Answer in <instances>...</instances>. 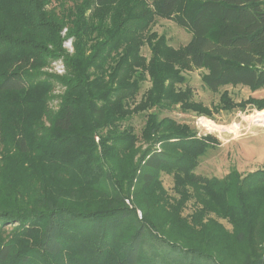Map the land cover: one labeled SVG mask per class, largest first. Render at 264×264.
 <instances>
[{
    "label": "trees",
    "instance_id": "16d2710c",
    "mask_svg": "<svg viewBox=\"0 0 264 264\" xmlns=\"http://www.w3.org/2000/svg\"><path fill=\"white\" fill-rule=\"evenodd\" d=\"M182 1L0 0V264H264V166L197 175L217 141L161 116L164 100L211 116L174 77L190 68L212 92L264 87V3L197 0L174 16ZM153 15L191 35L181 53L147 42ZM59 58L63 75L43 73ZM220 98L216 112L264 108ZM139 114L137 133L124 123Z\"/></svg>",
    "mask_w": 264,
    "mask_h": 264
},
{
    "label": "rangeland",
    "instance_id": "374dc122",
    "mask_svg": "<svg viewBox=\"0 0 264 264\" xmlns=\"http://www.w3.org/2000/svg\"><path fill=\"white\" fill-rule=\"evenodd\" d=\"M146 1L150 9L153 10V0ZM196 4L197 0H184L173 15H187ZM141 13L139 15L140 18L148 19L151 12L146 17L143 16V11ZM172 16L164 18L153 15L148 23L150 24V29L145 33L147 42L159 43L161 56L165 52V47L171 51L181 53V50L191 38L188 31L180 27ZM144 23L146 22L141 20V24ZM61 36H65V31L61 32ZM63 47L68 53L73 52V43L69 39L64 41ZM141 53L147 59L150 57V49L147 44L141 48ZM42 71L48 75L61 76L65 72V65L61 58L55 59ZM204 73L205 70L190 68L177 72L174 77L176 79H184L181 91L190 94L191 104L201 105L209 109L211 116L198 114L192 108L182 110L179 104L173 105L169 100L162 102V108L165 110L161 111V116H167L180 124H187L194 129L198 138L210 136L217 141L216 146L208 150L205 156L200 158L199 164L194 170L195 174L207 178L223 179L232 170L245 175L262 168L264 166V112H262L264 108L258 109L254 105L246 104L245 107L235 108L232 111L219 110L216 112L215 107L221 104L220 97L225 90H227L230 100L239 104L251 97L256 99L264 98V87L252 92L246 86H225L217 92H212L201 81V76ZM149 78L150 76L147 75V80L142 83L137 100L150 87ZM164 82L167 87L172 84L171 80L168 79ZM60 90L57 85L51 95L54 97L58 96L61 94ZM49 103L51 107L56 108L58 100L53 98ZM144 119L145 117L142 114L133 115L124 125L132 126L139 133ZM160 179L163 188L169 194H173L172 178L162 173ZM190 205L191 203H188L184 214L190 213ZM220 222L226 229L231 230V226L226 221L220 220ZM12 227L18 226L17 224H11L6 230H10V233ZM30 242H32V239Z\"/></svg>",
    "mask_w": 264,
    "mask_h": 264
},
{
    "label": "built area",
    "instance_id": "2783aa9c",
    "mask_svg": "<svg viewBox=\"0 0 264 264\" xmlns=\"http://www.w3.org/2000/svg\"><path fill=\"white\" fill-rule=\"evenodd\" d=\"M264 3V0H261Z\"/></svg>",
    "mask_w": 264,
    "mask_h": 264
}]
</instances>
